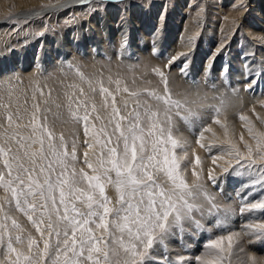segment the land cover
<instances>
[{
    "label": "snow or ice",
    "instance_id": "obj_1",
    "mask_svg": "<svg viewBox=\"0 0 264 264\" xmlns=\"http://www.w3.org/2000/svg\"><path fill=\"white\" fill-rule=\"evenodd\" d=\"M69 2L87 4L91 0ZM67 66L81 84L67 85L64 106L74 122L83 124L84 135L92 143L85 139L88 148L82 160L78 158L76 139L69 144L63 134H55L47 123L49 109L41 112L35 94L27 123H19V115L14 121L13 114L7 113V126L0 124V128H4L5 144L15 141L16 148L0 146V188L6 193L0 198V264H234L233 250L241 234L264 240V131H258L248 115L240 114L239 120L250 140L241 134L239 143L229 139L226 147L211 156L221 173L248 178L242 187L249 191L239 200V215L246 216L247 223L236 231L232 220L237 212L221 209L197 170L198 155L191 172L194 179L186 176L192 162L183 166L182 162L195 149L174 135L177 121H182L197 136L196 144L211 152V146L204 143L206 133L216 135L211 124L228 135L227 124L220 118L224 99L218 97L219 106H208L213 115L208 123L197 111L206 106L207 95L200 94L195 81L194 92L174 98L161 69L155 73L163 91H157L133 89L111 76L105 86L103 79L87 78L79 68ZM257 75L245 89L253 86ZM82 85H87V92ZM232 92L235 95L236 89ZM97 95L103 98L105 117L99 114ZM47 96L51 97V91ZM0 107L7 110L10 105L0 103ZM256 119L264 126V118L257 115ZM21 127L29 129L27 135L8 133V128ZM93 149L98 151L89 158ZM214 171L208 170L207 181L219 192L223 181ZM110 188L115 202L108 194ZM13 211L27 217L38 237L22 235L25 229ZM186 233L206 236L203 252L170 261L165 241L177 236L183 240ZM161 249L164 256L158 257L155 252Z\"/></svg>",
    "mask_w": 264,
    "mask_h": 264
},
{
    "label": "rangeland",
    "instance_id": "obj_2",
    "mask_svg": "<svg viewBox=\"0 0 264 264\" xmlns=\"http://www.w3.org/2000/svg\"><path fill=\"white\" fill-rule=\"evenodd\" d=\"M66 1L44 0V4L33 9L52 7ZM72 3L76 8L60 9L30 19L13 16L21 12L14 4L11 12H0V20L7 19L6 26L0 25V103L10 105L7 110L0 107V124L7 126L8 112L13 114L14 121L19 115L22 119L18 122L27 123L35 94V102L40 103L41 112L49 109L46 113L49 127L57 136L63 134L69 144L76 139L77 155L82 160L83 152L88 148L84 141L88 139L92 143V140L85 137L83 124L74 122L64 106L63 93L69 91L67 85L81 84L68 68L69 63L79 68L87 78L103 79L105 86H108V77L111 76L114 80L119 77L133 89L143 87L157 91H163L155 73L156 69H161L168 77V88L174 98L194 92L195 81L199 84L200 94L207 95L206 106L197 109L205 122L211 123L213 119L208 106H219L218 97L226 101L224 115L220 118L227 124L228 135L225 136L219 125L211 124L216 135L205 134L204 143L211 146V152H208L196 144L197 136L193 131L182 121H177L174 135L187 140L195 149L182 166L192 162L186 176L194 179L191 172L195 167V156L200 157L201 164L197 170L208 190L216 194L221 209L237 212L232 224L236 231H240L241 224L247 223L246 216L239 215V200L249 191L242 187L248 178L221 173L220 168L212 163L211 156L219 147H226L229 139L239 143L240 132L245 140H250L247 129L239 120L240 114L248 115L256 129L264 131V126L256 119L257 115L264 118V104L261 103L264 101V38L253 36L264 35L254 33L258 29L254 23L264 22L260 19L261 13L250 10L253 5H248V0H91L87 4ZM199 54L201 56L197 60ZM173 57L175 59L169 64ZM182 68L187 73L186 77ZM257 73L253 86L245 89L244 85ZM82 86L87 92V85ZM37 89L43 90L45 95L41 96ZM232 89H236L235 95ZM49 91L50 98L47 96ZM45 99L47 104L43 103ZM102 100L99 95L95 97L99 114L105 117ZM57 104L61 107L57 108ZM95 122L100 125V121ZM13 131L27 135L29 129L8 128V133ZM0 146H11L13 151L16 148L15 141L5 144L4 128H0ZM96 151L98 149L89 151V158H93ZM218 164L223 162L218 161ZM2 167L3 157L0 156ZM209 169H215L214 175L223 181L222 191L217 192V186L207 181ZM108 194L115 202L111 188ZM5 195L0 188V198ZM11 214L25 229L22 235L31 233L38 237L23 213L13 211ZM205 239L204 234L193 237L188 233L183 240L178 236L167 239L168 259L175 261L181 255H200ZM186 246L190 247L185 250ZM233 251L234 264H242L243 261V264H264V240L241 234ZM155 254L164 256L162 249Z\"/></svg>",
    "mask_w": 264,
    "mask_h": 264
},
{
    "label": "bare ground",
    "instance_id": "obj_3",
    "mask_svg": "<svg viewBox=\"0 0 264 264\" xmlns=\"http://www.w3.org/2000/svg\"><path fill=\"white\" fill-rule=\"evenodd\" d=\"M226 1V0H225ZM44 0H0V12H3V13H7V12H11L12 10V4H14L15 8L18 9L17 11H21V12H16V14H14L13 16H15L17 19L20 18V19H23V18H27V19H30L32 16H35V15H40V14H48V13H55L57 10H66L68 11L70 8L71 9H74L76 8V6L71 2H69L68 0L66 2H62L61 4L59 5H56V7H48L47 8H43V9H39V10H35L33 9V7H37V6H40L38 4H44L43 3ZM264 0H248V5H253L251 9H254L252 11H258V13H261L260 15V19H264V5L262 7V4H263ZM60 5H67L66 7H60ZM222 7V6H221ZM260 8V9H259ZM15 10V9H14ZM75 10H78L75 9ZM261 10V11H259ZM34 12H38V13H34ZM19 13H21L19 15ZM229 15V14H228ZM6 20H0V25L1 26H6ZM237 23V22H236ZM262 23V24H261ZM260 24H257L256 25V22L254 23V26H258V29L255 30L254 33H263L264 34V25L263 23L264 22H261ZM111 26V25H110ZM253 26V27H254ZM108 28V27H107ZM256 28V27H254ZM116 30V29H115ZM114 32V31H113ZM109 33V32H108ZM254 37H260V38H264V35H260V36H256L255 34L253 35ZM249 37V36H248ZM251 37V36H250ZM251 39V38H250ZM255 39V38H254ZM171 40V39H170ZM174 40V39H173ZM260 40V39H258ZM173 42V41H172ZM264 43V42H263ZM259 44V43H258ZM261 46V45H260ZM219 48V47H218ZM256 48V46H255ZM263 48V47H262ZM204 49V48H203ZM146 50V49H145ZM257 51V50H256ZM202 52H204L202 50ZM200 54L199 56L197 57V60L200 59ZM1 70V69H0ZM232 133V132H231ZM240 134H242L240 132ZM241 222V221H240ZM242 248V247H241ZM242 252V251H241ZM241 258V257H240ZM243 259V258H242ZM245 260V259H244ZM239 262V261H238ZM238 262H235V263H238ZM245 261L242 262V264L244 263ZM249 263V262H248Z\"/></svg>",
    "mask_w": 264,
    "mask_h": 264
}]
</instances>
